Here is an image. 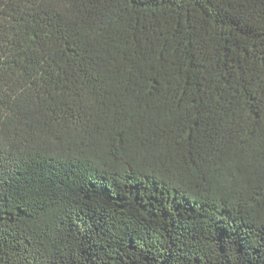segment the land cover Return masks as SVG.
Masks as SVG:
<instances>
[{"label":"trees","instance_id":"trees-1","mask_svg":"<svg viewBox=\"0 0 264 264\" xmlns=\"http://www.w3.org/2000/svg\"><path fill=\"white\" fill-rule=\"evenodd\" d=\"M0 264H264V0H0Z\"/></svg>","mask_w":264,"mask_h":264}]
</instances>
